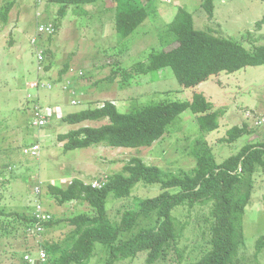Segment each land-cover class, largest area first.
Listing matches in <instances>:
<instances>
[{"label":"rangeland","instance_id":"obj_1","mask_svg":"<svg viewBox=\"0 0 264 264\" xmlns=\"http://www.w3.org/2000/svg\"><path fill=\"white\" fill-rule=\"evenodd\" d=\"M10 1L15 4L9 22L0 25V264L20 262L28 249L37 255L45 240L63 244L74 229L67 219L92 213L86 202L59 204L49 192L50 185L66 188L74 179L89 185L93 181L102 182L105 176L122 172L134 157L164 172H192L197 164L194 150L199 141L211 146L218 163L238 153L245 144L264 142V66L247 67L234 74L222 73L192 88L181 86L170 68L150 74L133 70L137 63L147 62L153 52L176 47L165 44L166 29L180 8L193 15L196 30L232 39L249 50L264 46V23L257 26L264 19V2L213 0L214 17L209 19L207 11L202 9L206 0H142L148 18L131 36L121 38L115 23L116 0L75 5L64 16L59 13L61 5L51 0L42 3L1 0V5ZM47 23H54L57 32L39 35L38 26ZM33 38L37 39L35 44ZM39 52L46 56L40 71ZM70 66L83 71L84 76L78 78L67 73L71 76L68 78L79 82H72L65 91L66 68ZM118 67L122 70L114 74ZM125 70L131 74L127 78L121 72ZM40 79L52 84L53 89H40L36 100H28L29 84ZM196 94H203L213 104L218 116L216 130L202 132L197 116L187 110L151 147L124 149L99 144L65 151V142H60L59 136L72 130L109 123L104 120L71 125L64 121L71 113L104 106L106 101L114 103L121 113H128L136 107L165 101H192ZM73 100L82 104L74 106ZM36 106L42 107L40 111L47 115L45 127L32 123ZM244 125L251 134L232 144L224 140L231 128ZM36 146L39 152L33 156L31 152ZM27 149L30 154L25 153ZM39 184L42 194L38 198L35 190ZM161 192L160 184L139 182L129 198L116 199L111 194L106 205L107 225L111 227L119 222L126 210H136L140 200ZM38 203L56 224L41 236L33 237L25 234L26 227L18 216L33 215ZM210 211V205L176 208L173 216L181 236L179 244L153 264L198 261L210 248ZM242 219L244 244L235 263L264 264V248L258 252L257 247L259 239L264 237L263 167L254 175V191ZM150 226L154 222L141 219L135 233ZM148 256L149 252L143 251L135 258L117 260L114 264H150ZM108 258L109 251L96 243L89 264H106Z\"/></svg>","mask_w":264,"mask_h":264},{"label":"trees","instance_id":"obj_2","mask_svg":"<svg viewBox=\"0 0 264 264\" xmlns=\"http://www.w3.org/2000/svg\"><path fill=\"white\" fill-rule=\"evenodd\" d=\"M98 0H51L61 5L60 15L68 13L75 5L92 4ZM264 2V0H259ZM116 30L121 38L131 36L149 16L142 0H116ZM15 1L1 5L0 25H6ZM202 9L209 19L214 17L213 0H206ZM264 19L257 23L261 26ZM166 45H176L170 50L153 52L147 62L137 63L133 70L139 74H150L170 68L179 84L185 88L197 87L211 77L222 73L234 74L247 67L264 66V46L247 49L232 39L218 38L211 33L196 30L193 15L180 8L166 29ZM122 70L117 68L114 74ZM126 78L128 71H121ZM138 74V75H139ZM114 79V77L110 78ZM190 110L197 116L202 132L218 128L217 113L203 94H196L192 101H165L136 107L121 113L110 101L103 107L71 113L64 118L75 125L87 121L109 123L100 127L85 126L60 135L65 142L64 150L89 148L103 144L112 148L137 149L151 147L165 134L167 127L182 113ZM224 140L232 144L247 134V125L235 126ZM194 156L197 164L192 172H164L160 167L146 164L134 157L123 167V171L105 176L102 187L93 188L82 180L74 179L66 188L50 185L49 192L59 204L73 201L86 202L92 213H81L67 219L74 226L69 238L62 244L45 240L41 248L46 250L44 264H89L94 257L95 244L100 243L109 251L106 264L117 260L135 258L138 253L148 251L147 262L155 263L178 246V233L173 211L180 206L194 208L210 205V248L191 264H236L235 259L244 244L243 215L250 204L254 191V175L259 167L264 169V142L248 143L236 154L218 163L213 149L206 141H199ZM160 184L162 192L153 198L140 200L136 210L128 209L119 222L107 225V199L113 194L116 199H126L139 183ZM176 189L175 192H171ZM31 234L36 226L52 228L54 220L42 223L31 214L18 216ZM141 219H149L154 226L139 228ZM131 234L129 239L125 237ZM258 252L264 248V237L258 241ZM122 254L121 258L118 255ZM26 255H34L29 249L21 261L15 264H31Z\"/></svg>","mask_w":264,"mask_h":264},{"label":"built area","instance_id":"obj_3","mask_svg":"<svg viewBox=\"0 0 264 264\" xmlns=\"http://www.w3.org/2000/svg\"><path fill=\"white\" fill-rule=\"evenodd\" d=\"M38 33L40 35L44 34V35H52L55 33V27L52 23L50 24H43L40 25L38 28ZM32 43L35 44L36 43V38H34L32 40ZM45 60V55L43 52H39L38 53V62L39 65H41ZM39 69L41 70V68L39 67ZM70 72L72 73L73 70L71 69ZM83 73H80V76H82ZM71 81H67L66 84H64V89H68L70 87ZM40 89H44V90H51L53 89L52 84H47L46 82L44 83L43 81L40 82V80H37L36 82H31L29 84V92H28V99L33 101L36 99L35 97V93L40 92ZM34 93V95H33ZM73 105H79L80 102L79 101H72ZM41 108L40 106H36L35 107V111H34V115H33V125L34 126H38V127H43L47 125V116L43 114V112L40 111ZM39 152V147L36 146L32 149L31 155L36 156ZM25 153L30 154V151L27 149L25 150ZM103 183L100 181H95L93 183V188H99L102 187ZM41 186H36L37 191L35 190V194L38 196L41 193ZM33 217L38 221V222H47L50 221L52 219V216L49 215L48 213H46L43 209V206L41 204H37L36 205V209L35 212L33 214ZM32 233H41L43 232V227L42 226H37L36 229L31 230ZM26 260L30 263H35V260L33 257L31 256H26L25 257ZM38 260L42 263H45L47 261V254L44 250H41L39 253V257Z\"/></svg>","mask_w":264,"mask_h":264},{"label":"clouds","instance_id":"obj_4","mask_svg":"<svg viewBox=\"0 0 264 264\" xmlns=\"http://www.w3.org/2000/svg\"><path fill=\"white\" fill-rule=\"evenodd\" d=\"M36 1H37V0H36ZM40 1H41V0H40ZM47 1H48V0H47ZM44 2H45V0H44ZM47 24H50V23H47ZM52 24H53L54 27H55V33H56V32H57L56 25H55L54 23H52ZM40 25H43V24H40ZM40 25H39V26H40ZM39 26H38V28H39ZM37 32H38V31H37ZM55 33H54V34H55ZM38 34H39V33H38ZM39 35H40V34H39ZM42 35H44V34H42ZM52 35H53V34H52ZM49 36H50V35H49ZM33 39H34V38H33ZM33 39H32V40H33ZM36 41H37V39H36ZM44 55H45V54H44ZM45 61H46V56H45V60H44V62H45ZM44 62H43V63H44ZM43 63H42V64H43ZM42 64L39 65L40 68H41ZM67 68H68V67H67ZM67 68H66V73H68V74H70V75H72V76L78 75V76H79L78 78L84 76V72H83V71H77L74 67H71V68L69 67L70 69L68 68V70H67ZM71 69L73 70L72 73L70 72ZM39 71H40V69H39ZM80 73H83V75L80 76ZM67 81H71L70 78H67V79L64 81V83H66ZM72 82H73V81H71V83H72ZM70 87H71V86H70ZM38 93H39V92H38ZM38 93H35V97H36V94H38ZM36 98H37V97H36ZM28 100H29V99H28ZM35 100H36V99H35ZM30 101H31V100H30ZM79 102H80V104H82L81 101H79ZM80 104H79V105H80ZM40 105H41V104H40ZM72 105H73V104H72ZM74 106H75V105H74ZM102 107H103V106H102ZM99 108H100V107H99ZM85 110H87V109H85ZM46 116H47V115H46ZM32 118H33V115H32ZM32 123H33V122H32ZM47 124H48V122H47ZM43 127H45V126H43ZM71 182H72V181H70L69 184H70ZM93 182H95V181H93ZM39 185H40V184H39ZM90 185H93V183L90 184ZM35 186H36V185H35ZM40 186H41V185H40ZM41 187H42V186H41ZM92 187H93V186H92ZM41 194H42V193H40V195H38V196H41ZM35 206H36V205H35ZM29 214H31V213H29ZM31 215H32V214H31ZM32 218H34L33 215H32ZM34 219H35V218H34ZM51 220H52V219H51ZM51 220H50V221H51ZM42 223H45V222H42ZM36 227H37V226H36ZM42 227H43V226H42ZM45 230H46V229L43 227V232H44ZM43 232H41V233H32V232H31L30 235H32L33 237H39V236H41V234H42ZM41 250H44V249L40 247V249H39L37 255H35V256H34V255H33V256H32V255H26V256H31V257L34 258L35 263H31V264H44V263H42V262H40V261L38 260L39 253H40ZM44 251H45V250H44ZM45 252H46V251H45ZM46 254H47V253H46ZM26 256H25V257H26ZM47 257H48V256H47ZM47 259H48V258H47ZM25 261H27L26 258H25ZM27 262H28V261H27ZM29 263H30V262H29Z\"/></svg>","mask_w":264,"mask_h":264},{"label":"crops","instance_id":"obj_5","mask_svg":"<svg viewBox=\"0 0 264 264\" xmlns=\"http://www.w3.org/2000/svg\"><path fill=\"white\" fill-rule=\"evenodd\" d=\"M37 2L42 3V2H44V0H41V1H40V0H37ZM71 67H72V66H70V68H71ZM70 68H69V69H70ZM67 70H68V68H67ZM65 75H66L65 77H66V79H67L69 75H68L67 73H66ZM69 77H71V76H69ZM66 79H65V80H66ZM70 80L73 81L74 83L79 82L78 79H70ZM76 80H77V81H76ZM83 101L86 102L85 100H83ZM101 107H102V106H101ZM97 108H98V107H97Z\"/></svg>","mask_w":264,"mask_h":264},{"label":"bare ground","instance_id":"obj_6","mask_svg":"<svg viewBox=\"0 0 264 264\" xmlns=\"http://www.w3.org/2000/svg\"><path fill=\"white\" fill-rule=\"evenodd\" d=\"M40 81H41V79H40ZM52 81V80H51ZM33 82V81H32ZM50 83H52V82H50ZM55 83V82H54ZM53 83V84H54ZM63 86V85H62ZM72 90V89H71ZM66 91V90H65ZM70 91V90H69ZM36 104V103H35ZM42 108V107H41ZM38 128V127H37ZM34 146V145H33ZM28 148V147H27ZM35 189V188H34ZM35 197H36V195H35ZM38 197V196H37ZM41 197V196H40ZM39 198V197H38ZM42 205V204H41ZM43 206V205H42ZM34 213V212H33ZM53 218V217H52ZM54 220V219H53ZM48 222V221H47ZM46 251V250H45Z\"/></svg>","mask_w":264,"mask_h":264}]
</instances>
